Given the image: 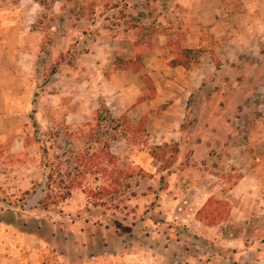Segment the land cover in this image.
Segmentation results:
<instances>
[{
  "label": "rangeland",
  "instance_id": "374dc122",
  "mask_svg": "<svg viewBox=\"0 0 264 264\" xmlns=\"http://www.w3.org/2000/svg\"><path fill=\"white\" fill-rule=\"evenodd\" d=\"M34 1L41 6L36 14L31 2L0 0V219H12L9 211L18 213L15 224L0 222V253L12 255L28 235L43 243L31 258L41 264H256L264 259V191L254 195L247 185L239 194L233 192L243 176L240 167L264 168V142L262 153L240 156L238 167L232 150L238 146L249 151L252 139H264V73L258 68L264 61L257 49L248 48L251 37L261 38L260 30L249 28L258 16L246 15L238 25L231 38L247 47L237 52L239 47L228 43L229 30L216 37L176 0ZM225 1L229 11L244 9L242 0ZM258 1L249 3L260 5ZM259 16L264 18V9ZM197 37L202 47L190 48L197 53L186 57L188 66L206 71L210 82L204 91L197 90V80L191 83L196 90L182 137L191 138L192 146L206 139L214 155H194L192 147L183 155L179 141L159 144L151 138L159 127L146 125L147 117L134 125L127 115L114 118L104 102L94 110L79 109L77 98L86 100L85 89L92 86L86 81H99L100 62L106 76L123 68L142 70L148 98L154 99L155 80L142 69V56L170 65ZM119 50L134 56L120 57ZM204 50L213 60L197 59ZM100 87L116 90L104 80L96 85ZM95 110L101 115L95 138L101 142L93 151L108 141L124 172L110 168L108 175L114 174L107 177L96 164L94 173L76 176L83 184L71 196L41 205L43 147L52 161L69 155L68 147L75 154L83 152L91 128L86 124L98 121ZM76 112L79 116H71ZM213 116L232 120L231 129L214 124ZM76 163L65 164L63 170ZM110 178L118 180L114 188L119 191L100 194L104 185L110 188ZM213 181L212 201L197 215L206 230H195L191 210L209 194ZM233 200L239 202L236 208ZM216 201L220 209L214 208ZM249 213L255 220L246 217ZM247 247L254 252L243 253Z\"/></svg>",
  "mask_w": 264,
  "mask_h": 264
},
{
  "label": "crops",
  "instance_id": "0c3cea01",
  "mask_svg": "<svg viewBox=\"0 0 264 264\" xmlns=\"http://www.w3.org/2000/svg\"><path fill=\"white\" fill-rule=\"evenodd\" d=\"M179 6L184 7L187 9L189 14L196 18L197 22H199L203 26L209 27L211 32L216 37L223 36L227 30L230 31V39L229 42L231 45L233 44L237 49V52L240 50L245 51L244 47L247 45H239L240 43L237 42L235 38H231L235 31H238L240 23L244 22L246 15L251 16L255 15L258 16L253 21V25L250 26L252 31L260 30L261 31V38L254 37L250 38L248 43V48L257 49L259 53L262 55V60L264 61V18L259 16L262 9H264V0H259V4H251L249 3L250 0H242L244 4V9L241 11H229L227 9L226 1L225 0H176ZM20 2H31L34 4L35 10L34 13L36 14L37 10H40L41 6L38 2L34 0H20ZM1 4V2H0ZM245 7L247 9H245ZM1 9V6H0ZM0 10V14H1ZM27 11L23 10V14H26ZM1 24V20H0ZM77 27V26H76ZM74 27V28H76ZM257 34V33H255ZM125 45H133L132 42H128L126 40H121ZM227 42L223 43L222 45L226 44ZM128 47V46H127ZM201 40L200 37L196 38V42L193 45H188V48H201ZM128 50V49H127ZM126 51L119 50L117 55L120 57L126 56ZM88 54V53H87ZM86 54V55H87ZM133 54H127L125 57L126 59L132 58ZM199 60H213L211 58V52L209 50H204L198 56ZM143 60V67L142 69L147 70L149 75L155 80L156 84V93L155 98L150 99L148 98V94L150 93L149 87H147L146 83L142 77V70H133L131 68H123L118 69L113 72L109 76L104 72V62H100L98 64V78L99 81L97 82L96 79H92L91 81H86V83L91 84V88L85 89L86 93V100L77 98V101L81 103L79 109L83 112L84 110H94L96 109L101 102H104L111 111V114L114 118H119L122 115H127L130 121L134 125H138L141 120L147 117V124L151 122L152 126L159 127L157 130H154V135H151L152 139H155L159 144L162 143H173V142H180L181 154L184 155L186 149H190L191 147L196 150L194 155L197 152L199 156H203L204 154L208 155V157L214 155H210L211 147L207 143L206 139H199L195 144L191 143V138L188 140L183 139L184 130L181 128L182 124L185 122V117L187 116L188 102L193 92H195V88H193V82H199V86L197 90L204 91L207 87V75L206 71L203 69L190 66H170L167 63H164L160 58L153 57L152 59L149 58V55L142 56ZM164 66L162 70L157 69V66ZM260 73H264V63L259 67ZM94 76V74H93ZM100 80H104V83H110L116 85V90L111 92L107 91L104 87L96 88V85L100 82ZM106 80V82H105ZM85 98V97H84ZM161 106V108H160ZM232 107H230V111H232ZM156 109L155 116H153L152 110ZM159 110V111H158ZM236 111L235 107L233 108ZM71 116H79V113H72ZM221 117H212L214 124L217 125H227L231 126L232 120L230 119H220ZM252 148L249 151H245V148H240L236 146L233 148V161L234 164L238 167L240 164V156L247 157L252 156L253 158L256 156V152L262 153L263 146L261 145L264 142V139L258 138L252 139ZM254 150V151H253ZM212 152V151H211ZM214 153V152H212ZM235 156V158H234ZM235 159V160H234ZM240 170L243 173V176L240 178L239 182L234 186L233 192L239 194L241 190L247 185H249V191H252L254 195L258 193L262 194L263 183H264V168L261 166H246L240 167ZM211 177L214 179H219L218 175L211 173ZM178 177V176H177ZM258 179V180H254ZM145 179H141V183H143ZM246 181V183H245ZM208 188L209 194H203L202 198L198 201L197 205L194 206L193 210H191L190 221L191 227L195 228V230H202L205 231L206 227L202 220L197 218L198 211L205 205L209 197L216 190V183H214ZM263 182V183H262ZM82 190V189H80ZM246 191L247 188L245 189ZM240 191V192H239ZM242 196V194H240ZM150 196V195H149ZM259 198V196H258ZM263 199V200H262ZM175 202L179 201V199H175ZM237 200V199H236ZM236 200L231 201L233 208L239 205V202ZM261 204L264 205V196L262 195ZM246 216L249 219L255 220V215L252 213ZM181 216V213L178 214ZM186 218V217H185ZM7 228V227H6ZM23 239L25 240V245L19 247V250L13 253L12 255H7L5 253H0V264H41L37 261L31 260L33 256V252L36 249L42 248V241L38 237L35 236H28L23 235ZM248 250L244 251L243 253H253L252 247H247ZM262 262V263H261ZM256 264H264V259L261 261H255Z\"/></svg>",
  "mask_w": 264,
  "mask_h": 264
},
{
  "label": "trees",
  "instance_id": "16d2710c",
  "mask_svg": "<svg viewBox=\"0 0 264 264\" xmlns=\"http://www.w3.org/2000/svg\"><path fill=\"white\" fill-rule=\"evenodd\" d=\"M135 25H132L131 29H135ZM150 48V47H149ZM180 56L176 57L170 62L171 66H176V65H183V66H188V60L186 59L187 56L190 54L195 55L197 53L196 50L190 49V48H181L180 49ZM199 52V51H198ZM137 54V60L141 62L140 54ZM136 70V69H135ZM95 115L97 114V123L95 125L92 124H86L87 127H91L89 131L86 133V140L88 147H85L83 152L80 154H75L74 148L68 147V154H64L63 157L61 156H55L53 161L52 159H49L47 156L49 154L48 150L46 147H43V169H44V181L40 184V189L43 193V197L40 200L41 205H45V207H48V202L51 204H56L58 201L65 200L69 196H71L73 189L75 188H80L82 187L83 182L78 181L76 179L77 177H80V179H84L85 176L89 173H94L92 170L96 164H100L102 167V172L103 174H107V177H111V175L114 174V172H111V175L109 173L110 168H114L116 171L118 170L119 173L124 172V170L121 169V167L118 165V158L112 153L110 144L108 141H105L103 143L102 149L99 150H94L96 143H100L101 139L95 136L97 135L96 133L99 132V127L100 124L99 119H100V113L95 110ZM113 120V119H111ZM144 120V119H143ZM142 122V120H141ZM95 138V139H93ZM68 145H71V141H67ZM73 161H76L75 167H72V170H63V166L69 165L71 167V163ZM99 162V163H97ZM104 166V167H103ZM108 172V173H107ZM75 177H73V175ZM68 183H65L67 182ZM111 185L110 188L108 185H104L103 189H101L100 194H105L109 193V189H114L115 192H118V188L116 185H118V180L110 178ZM91 194H94V190H90ZM212 201V198L210 197L205 205L198 211L197 215H199L203 209L206 208V206L209 204V202ZM104 202H102L100 205L104 206ZM210 207V205H209ZM222 207V204L220 201H216L214 203V208L220 209ZM9 214L12 215V219H7L3 220L0 219V222H7L9 224H15V218L13 217L15 214L18 213H12L9 211ZM200 217V216H199ZM201 218V217H200ZM202 219V218H201ZM28 226V224H26ZM36 229H40V225L36 224ZM31 233V232H30ZM198 238V236H196Z\"/></svg>",
  "mask_w": 264,
  "mask_h": 264
}]
</instances>
